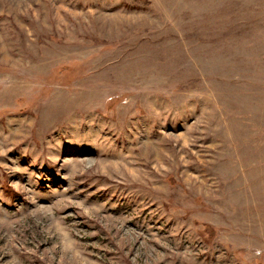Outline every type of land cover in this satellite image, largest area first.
Returning a JSON list of instances; mask_svg holds the SVG:
<instances>
[{
  "label": "rangeland",
  "instance_id": "rangeland-1",
  "mask_svg": "<svg viewBox=\"0 0 264 264\" xmlns=\"http://www.w3.org/2000/svg\"><path fill=\"white\" fill-rule=\"evenodd\" d=\"M0 264H264V0H0Z\"/></svg>",
  "mask_w": 264,
  "mask_h": 264
}]
</instances>
